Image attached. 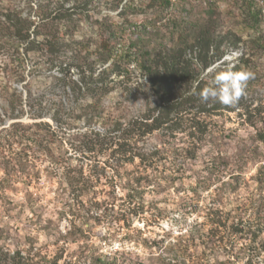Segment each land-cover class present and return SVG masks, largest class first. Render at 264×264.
<instances>
[{"label": "trees", "instance_id": "1", "mask_svg": "<svg viewBox=\"0 0 264 264\" xmlns=\"http://www.w3.org/2000/svg\"><path fill=\"white\" fill-rule=\"evenodd\" d=\"M95 1L28 0L29 7L34 9L32 16H23L13 6L0 5V36L10 34L20 62L29 56L41 57L43 60L34 65L54 70L50 80L45 81L44 90L59 87L63 92L62 100L44 105L41 98L37 101L32 97L28 82L26 98L22 99L16 88L0 92L5 102L0 105V126L4 129L0 133V155L5 159L0 168L4 171L0 175V191L13 182L16 174L20 177L15 178L21 179L26 187L33 185L39 168L34 170L27 163L40 160L48 162L46 168L57 175L65 198L85 221L98 222L107 210L114 220L130 223L143 213L146 191L162 192L171 187L175 178L181 182L182 191L187 189L183 177L188 162L196 158L204 144L213 142L220 134L216 127L219 116L233 113L254 130L255 145L244 160L255 157L259 144L264 146V105L255 101L264 82V61L255 58L264 56V40L256 34L245 41L234 31L222 30L215 0L208 1L203 15L195 19L191 18V9L183 4L177 6V0H98L97 5L104 2L107 11H116L122 27L130 34L125 44L119 43L115 23L105 16L98 22L102 34L93 40V47L87 40L83 43L74 40L71 29L84 17H91ZM136 14L144 16L138 24L128 17ZM241 44L247 46L236 58L227 61L226 53L237 51ZM212 68L254 73L235 106L205 102L191 93L192 81L201 70ZM24 76L21 72L18 80ZM203 86L205 82H201ZM114 92L125 100L126 107L130 102L142 104H136L135 111L108 110L105 100ZM113 105L116 108L121 103L117 100ZM23 115L33 121L21 120ZM7 118L12 121L5 126ZM208 153L211 158L208 170L216 171L203 169L207 173L195 179V187L208 190L213 196L239 189L241 172L234 171L223 180V169L228 164L223 152L210 148ZM75 154L90 160L88 169ZM262 157L254 178L259 194L249 213L244 203H238L240 208L224 215L220 200L215 203L213 198L204 207L203 216L210 225L204 236L210 235L209 242L217 237L214 240L217 247L225 251L224 258L216 259L215 264H235L240 260L241 249L246 253L241 254L244 264H264ZM213 183L219 184L211 192ZM117 188L124 192L122 196L116 194ZM192 188L190 185V190L197 191ZM189 199L188 213H198L200 202ZM191 222L194 224L188 226L187 236L199 221L192 218ZM128 229L124 235L131 239ZM218 232H224L226 238L218 236ZM6 234L1 230L0 264H67L60 262V252L52 254L36 246L31 237L26 238L23 248L17 241L10 247ZM86 261L133 264L117 253L90 256Z\"/></svg>", "mask_w": 264, "mask_h": 264}, {"label": "rangeland", "instance_id": "2", "mask_svg": "<svg viewBox=\"0 0 264 264\" xmlns=\"http://www.w3.org/2000/svg\"><path fill=\"white\" fill-rule=\"evenodd\" d=\"M27 1L0 0V5L13 6L23 16H32L34 9L29 7ZM32 1L37 2L38 0ZM97 1L94 4L96 9L90 13L91 17H84L76 28L71 29L73 39L82 40V43L87 40L91 44L90 46L94 47L93 40L102 34L98 22L105 16H109L110 21L115 23L116 30L120 34V42H118L125 44L126 37L130 32L126 27L125 29L122 27L121 17L116 14V11H107L104 2L97 5L100 2ZM177 1V6L183 4L187 9H191V18L195 19L203 15L206 4L210 0ZM214 2L217 6L216 11L220 14L222 30L234 31L241 35L245 41L256 34H260L264 40V0H215ZM128 17L137 24L144 18L142 14L129 15ZM160 30L164 32L162 27ZM245 46L247 45L242 46L241 44L237 51L231 50L232 52L226 53L224 58L227 61L233 60L241 50L245 49ZM15 49L16 45L12 42L10 34L0 36V92L5 90L11 92L13 88H16L17 92L21 93L22 99L26 98V82H28L32 97H35L37 101H39L38 98H41L42 105L51 100L55 102L62 100L63 92L59 87H53L50 91L44 90L45 81L50 80L49 76L54 73V70L48 71L43 66L34 65L43 60L41 57L34 56L32 58L29 56L20 62ZM255 59L263 63L264 56H258ZM21 72L25 76L23 80H18ZM73 77H77V75L73 74ZM43 93L45 96H40ZM2 98L0 93L1 106L5 103ZM255 98L257 103L262 102L264 105V82L260 85V90L256 92ZM117 100L121 105H115V108L113 104ZM105 102L108 110L113 108L114 112L125 111L126 108L135 111L136 104H142L141 101L135 104L130 102L126 107L125 100L117 92L109 94ZM44 119L48 120L49 118L44 117ZM217 119L216 127L219 128L220 134L213 142L204 144L196 158L188 162V169L183 177L184 188L187 189L182 191L181 182L175 178L170 184L171 187L162 192L146 191L144 211L130 223L114 220V216L107 210L103 211L100 221H85L81 212L76 210L65 198L66 193L61 190L62 188H59L57 175L55 176L49 167L46 168L48 162L32 160V164L31 162L27 163L29 167L34 170L39 168L37 179L32 181L33 185L26 187L20 181L21 179L15 178L20 177L19 174H16L13 176V182L4 191H0V232L4 230L7 233V242L10 247H14V243L17 241L19 247L23 248L27 242L26 238L31 237L36 246L44 248L52 254L60 252L62 254L60 262L67 264H91L86 261L90 256L98 254L112 256L113 253H117L120 258L133 264H215L216 259L224 258L225 251L217 247L218 245L214 241L217 237L209 242L210 235L204 236L210 227L203 216L205 214L204 207L213 198L214 202L216 199L220 200L219 207L224 215L238 206L240 208L241 205L238 203H244L247 207L246 211L249 213L252 209L251 206L256 204L255 200L257 202L259 189L256 187L254 178L263 159L262 155H264V146L259 144L255 157L253 155L251 160H244L248 156L249 150L255 145L254 130L241 122L233 113L219 116ZM21 120L33 121L26 115H23ZM11 121L7 118L5 126ZM1 127L0 133L3 134L4 129L1 130ZM210 148L221 150L228 163L223 169V180H227L229 174L231 175L234 171L241 172V178H239L241 187L235 192H224L213 196V194H209L208 190L195 187V179L202 178L207 173L203 169L208 170L211 166L210 153H208ZM74 156L80 157L79 154ZM80 158L79 163H83L84 167L88 169L90 160L83 156ZM75 163L76 160H73L72 164ZM4 164L5 159L0 155V168ZM49 170L51 176L48 175ZM209 170L213 173L216 171V169ZM59 171V169H55V172L59 173ZM3 172L0 169V175ZM108 174L111 172L109 171ZM216 184L219 183H213L209 191L213 192ZM190 185L197 191L190 190ZM105 186H108V183ZM115 191L118 196H122L124 193L119 188ZM189 198L200 202L198 213H188L190 210L189 203H187ZM98 214L100 215V212ZM192 218H197L199 222L205 223L197 222L198 224L192 227V232H189V236H187L188 226L194 224L191 222ZM126 229L131 232V239L124 235ZM218 233V236L223 235L226 238L224 232ZM180 234H184V236L180 238ZM170 244L174 245L171 247ZM238 252L240 260L235 264H244L245 258L241 254L246 255V253L243 249Z\"/></svg>", "mask_w": 264, "mask_h": 264}, {"label": "clouds", "instance_id": "3", "mask_svg": "<svg viewBox=\"0 0 264 264\" xmlns=\"http://www.w3.org/2000/svg\"><path fill=\"white\" fill-rule=\"evenodd\" d=\"M253 78L254 73L251 71H233L231 68L202 69L192 81L190 91L192 94H198L205 102H219L231 107L238 104L248 82ZM201 82H205V86L201 87Z\"/></svg>", "mask_w": 264, "mask_h": 264}]
</instances>
